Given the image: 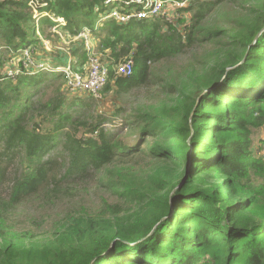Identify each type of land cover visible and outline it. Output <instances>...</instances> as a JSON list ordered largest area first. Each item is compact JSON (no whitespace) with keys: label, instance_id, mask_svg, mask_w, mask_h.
<instances>
[{"label":"trees","instance_id":"obj_1","mask_svg":"<svg viewBox=\"0 0 264 264\" xmlns=\"http://www.w3.org/2000/svg\"><path fill=\"white\" fill-rule=\"evenodd\" d=\"M106 1L48 0L49 16L36 21L25 1L0 0V264H25L28 242L37 264H264V0H192L175 24L101 21L115 6ZM54 27L69 38L73 71L89 53L105 64L101 95L146 88L150 64L195 46L211 48L210 62L170 75L174 105L125 117L140 130L122 137L60 75L21 63L7 75L21 50L37 57L39 36L58 44ZM83 28L89 50L72 41ZM127 59L132 74L117 76ZM97 172L111 202L71 207L78 182ZM63 202L56 220L51 209Z\"/></svg>","mask_w":264,"mask_h":264},{"label":"rangeland","instance_id":"obj_2","mask_svg":"<svg viewBox=\"0 0 264 264\" xmlns=\"http://www.w3.org/2000/svg\"><path fill=\"white\" fill-rule=\"evenodd\" d=\"M188 15V14H185ZM65 40H69L68 36L64 33ZM57 41L58 44H52L49 40L47 46H44V49L39 48L37 51V56H43L41 60H37L38 57H35V61L37 62H46L44 63L49 68L54 69L55 65H60L61 68L64 66L62 63H66L65 58L68 52L69 42H60ZM75 41H79L78 39ZM211 48L203 49L201 47L195 46L193 48L186 49L183 54L177 56L175 58H171L168 60H162L159 63L150 64V79L149 85L146 88H137L132 90L126 95H122L120 97H115L112 91H109L105 94L99 96L96 100L95 110L101 115H104L109 119L108 126H105V129H113L119 131L121 136L134 137L137 135L140 126L136 124L134 126H130L129 121H123L125 117L130 115H137L138 113H145L151 111L152 107H157L162 101H166L169 106H173L175 102L176 95L180 92L179 88L170 89L167 81L169 80L170 75L173 77L175 75H180L183 70L189 69V65L193 64L196 67H202L210 62V59L206 56V52ZM46 51V52H44ZM69 55V54H68ZM67 55V56H68ZM57 59V60H56ZM58 60H61L60 63ZM70 61L65 65L69 66ZM88 69L87 63L83 67V70L86 71ZM56 75H60L62 79L64 78V72L62 70L54 71ZM184 72V71H183ZM248 75V74H247ZM246 75V76H247ZM204 88H200L195 90L193 96H196L198 93H202ZM172 93V94H171ZM81 96H86L82 93H76ZM199 94V95H200ZM84 98V97H82ZM122 106V111L120 116L112 117L111 113L114 109ZM223 105V104H222ZM113 119V120H111ZM132 119V118H129ZM209 123V122H208ZM259 138L264 139V129H262L259 133ZM131 140V139H130ZM144 141V140H142ZM141 141V142H142ZM152 139L148 138L147 142H151ZM258 146L257 140L254 139V147ZM261 154L264 156V150L261 151ZM139 163V166L143 168L144 171H148L150 168V163L147 164L146 158L136 159ZM145 175V174H144ZM184 176H182L181 169H179L178 180H181ZM100 180H104L102 175L97 173H92L90 176L83 182H78V185L75 189V194L73 196V204L71 207L75 205H87L92 207L93 209H98L100 204L105 201H110L109 194L105 189L104 185ZM39 203H32V208L28 210L29 213H33L36 216L40 214V209L38 207ZM29 207V206H28ZM65 209H68L65 202L63 204H57L55 207H52L51 212L54 215H57L56 220L60 219L65 212ZM19 209L17 210L18 214ZM20 215V214H19ZM47 235V234H46ZM26 259L25 264H37V258L35 253V245L32 242L26 243Z\"/></svg>","mask_w":264,"mask_h":264},{"label":"built area","instance_id":"obj_3","mask_svg":"<svg viewBox=\"0 0 264 264\" xmlns=\"http://www.w3.org/2000/svg\"><path fill=\"white\" fill-rule=\"evenodd\" d=\"M26 2L29 9L33 12V17L37 21L43 16H49L47 12L42 9L47 7L48 0H23ZM192 0H107L106 3L115 5L101 19H111L115 22L122 24L131 19L148 20L154 18H163L168 23L175 24L179 18V10L187 7ZM52 21L63 24L62 18H51ZM52 31L60 35V31L57 28H53ZM38 34V33H37ZM42 47L47 46L48 41L42 39L39 36ZM83 40L85 48L90 49L89 44V32L87 28H83L76 38ZM49 44V43H48ZM21 55L16 59L13 67H10L11 63L8 62L6 66L7 75L17 74L19 68L17 63H21V67L28 69L31 72L47 71L54 72L62 70L65 78V87L71 95H78L76 93L89 94L97 99L99 94L105 87L108 78V71L105 64L100 62L99 58L93 53H89L87 66L88 69L83 72L73 71L70 65L64 67L49 68L44 63L37 62L34 58V51L31 48L23 49L20 51ZM13 64V63H12ZM133 62L131 59H127L115 67V74L120 77H128L132 74ZM55 73V72H54ZM109 124H104L108 126Z\"/></svg>","mask_w":264,"mask_h":264},{"label":"crops","instance_id":"obj_4","mask_svg":"<svg viewBox=\"0 0 264 264\" xmlns=\"http://www.w3.org/2000/svg\"><path fill=\"white\" fill-rule=\"evenodd\" d=\"M61 33H63V32H61ZM61 33H60V35H61ZM63 34H64V33H63ZM63 34H62V35H63ZM63 36H64V35H63ZM75 40H76V39H73L72 41H75ZM60 42H63V43L66 42V43H67V42H70V41H69V40H65V38L63 37V38L61 39ZM89 44H90V48H93V46L95 45V41H94L93 39H90V40H89ZM39 47L43 49L41 40H40ZM69 47H71V44H69L68 49H69ZM68 54H69V53H67V55H68ZM69 55H70V54H69ZM37 57H38V58H37L38 60H41V59L43 58L42 55H41V56H37ZM18 58H19V57H18ZM18 58H17V59H18ZM68 59H69V60H68ZM70 59H71V56H69V57L67 56L66 63H67L68 61H70ZM67 60H68V61H67ZM66 63H62V64H64V66H65ZM14 64H15V63L11 64L10 67H13ZM64 66H63V67H64ZM55 67H61V66H60V65H55ZM85 95L87 96V95H89V94H85ZM89 96H91V95H89ZM99 96H101V94H99ZM94 98H95V97H94Z\"/></svg>","mask_w":264,"mask_h":264},{"label":"water","instance_id":"obj_5","mask_svg":"<svg viewBox=\"0 0 264 264\" xmlns=\"http://www.w3.org/2000/svg\"><path fill=\"white\" fill-rule=\"evenodd\" d=\"M206 91H208V90H206ZM198 100H199V97L197 98V102H198Z\"/></svg>","mask_w":264,"mask_h":264}]
</instances>
